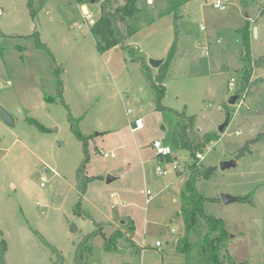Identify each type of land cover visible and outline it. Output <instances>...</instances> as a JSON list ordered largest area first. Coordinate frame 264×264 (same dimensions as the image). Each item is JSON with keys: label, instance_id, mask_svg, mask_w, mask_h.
I'll return each mask as SVG.
<instances>
[{"label": "rangeland", "instance_id": "1", "mask_svg": "<svg viewBox=\"0 0 264 264\" xmlns=\"http://www.w3.org/2000/svg\"><path fill=\"white\" fill-rule=\"evenodd\" d=\"M224 1L227 7L220 10L215 0H187L176 16L167 12L169 0H138L145 12L134 19L139 30L127 39L129 47L101 53L92 26L74 24L84 11L98 19L100 1L0 0V105L15 119L9 125L0 113V246L6 242V264H53L52 246L65 264H76L78 245L97 228L94 220H115L104 225L108 236L126 222L124 229L143 248L135 256L131 249L108 251L99 234L86 264L185 263L173 248L184 229L178 210L187 178L173 165L194 160L180 137L184 124L186 139L204 154L202 163L214 168L197 187L216 199L205 208L224 220L226 247L236 263L264 264V11L251 0ZM247 22L249 50L240 32ZM175 39L160 109L153 84L160 67L149 59L166 60ZM248 55L253 72L246 84ZM236 93L240 99L232 104ZM70 113L76 128L90 137L86 171L93 178L83 193L77 171L85 152ZM136 118L142 128L133 129ZM155 140L171 147L170 160L157 156ZM232 159L235 166L221 168ZM159 165L169 173L159 174ZM108 174L118 178L107 183ZM147 189L154 195L149 203L142 193ZM112 193L125 204H114ZM222 193L250 194L253 204H225ZM72 224L78 231H71Z\"/></svg>", "mask_w": 264, "mask_h": 264}, {"label": "trees", "instance_id": "2", "mask_svg": "<svg viewBox=\"0 0 264 264\" xmlns=\"http://www.w3.org/2000/svg\"><path fill=\"white\" fill-rule=\"evenodd\" d=\"M101 3V13L96 23L92 25L91 32L96 40L97 49L99 52L104 53L115 46H128L127 39L139 30V27L134 22L137 16H139L143 10L138 5V0H97ZM187 0H169V8L167 12H175L176 16L179 14L180 6ZM31 14L33 17L37 15V11L32 8L31 1L29 2ZM145 12V11H144ZM143 12V13H144ZM151 21V18L148 20ZM240 32L243 36V42L250 49V23L247 22ZM37 44L39 47H44L45 44L39 37L38 32H34ZM177 52V39H175L168 57L160 66L156 82H153L155 89L157 90V107L160 109L165 108L161 100L165 94L164 81L167 78L169 66L172 58ZM143 59V58H137ZM260 62V61H259ZM256 65L259 66L260 63ZM145 67L148 65L144 62ZM149 68V67H148ZM252 60L248 58L245 60V69L243 70V82L247 84L252 75ZM151 78V75H147ZM60 96H63V88L60 83L59 88ZM242 90V88L240 89ZM240 90L238 92H240ZM240 96L239 93H236ZM64 102V100H63ZM65 103V102H64ZM69 118L72 121V126L77 136L83 141L85 157L83 162L77 171V186L81 192L86 191L87 183L92 176H89L86 171V165L89 162V136L83 135L75 126V119L70 113ZM191 117V121L192 122ZM35 122V120H34ZM38 122V121H36ZM40 127L42 125L37 123ZM189 124L181 126L180 137L182 144L188 146L191 157L194 158L191 164L179 163L177 169L178 176L187 174L184 185L180 192L181 206L178 210V215L182 217L184 229L183 233L174 241L173 248L177 254H180L186 258V262L182 264H226L227 261L231 264H247L246 262L236 263L226 247V242L230 239V234L227 232L225 222L221 217H217L214 214L207 211L205 203L207 201H215L216 199L207 197L202 194L198 187V181L204 176H210L213 172V167H206L202 161H199L196 154L200 151H196L195 147L189 143L187 137V128ZM263 134H260L257 138H254L247 142L244 149H249L251 144L260 140ZM205 147V146H204ZM201 148V149H204ZM170 156L167 158L169 159ZM170 160V159H169ZM239 201H244L253 204V198L250 194L244 196H238ZM82 198L79 205H81ZM81 213V211H78ZM111 223V221H96V229L86 235L80 242L77 248L76 264H86V254L91 252L93 248L92 240L96 235H103L105 239L104 248L108 251L116 253H124L125 250L131 249L132 255H138L141 253L142 247H139L127 233L121 229H118L108 236L105 232L104 225ZM173 230V229H172ZM175 231V230H174ZM121 246V247H120ZM6 242H2L0 246V264H6ZM52 250L56 253V258L53 260V264H65V257L55 246H52Z\"/></svg>", "mask_w": 264, "mask_h": 264}, {"label": "built area", "instance_id": "3", "mask_svg": "<svg viewBox=\"0 0 264 264\" xmlns=\"http://www.w3.org/2000/svg\"><path fill=\"white\" fill-rule=\"evenodd\" d=\"M251 1H253L254 3H256L259 6V8H260L259 12L260 13H262L264 11V0H251ZM148 2L150 4H152L153 0H148ZM214 5L216 8H218L220 10H224L227 7V2L224 0H215ZM82 17H83L82 21H75V23H74L79 28H82L84 26V24H88V25L92 26L97 21V19L89 11H84ZM235 82H236V78L231 77V79L229 81V86L233 87L235 85ZM239 99H240V97H239ZM128 112L131 113L130 110H128ZM142 127H143L142 119L136 118L134 123H133V129H139ZM238 133H240V132H238ZM153 148L155 149L157 156H160L161 158H165V159H167L171 155V152H172L171 147L163 144L160 140H155L153 142ZM209 149H210V147H209ZM102 154L105 157H114L115 156L114 152L102 151ZM196 157L199 161H202L204 159V154L201 151H199L196 154ZM173 168L177 171V169L179 168V163L174 162ZM157 172L159 174H162V175H167L169 173L167 168L161 167L160 165L157 167ZM42 185H44V183ZM142 193L145 194L147 203H149L154 198V195L150 189L142 191ZM111 196L116 201L115 204H125V201H121V202L119 201L118 202V197L115 193H112ZM174 230L175 229H173V231ZM162 246H163V241L161 239H158L156 241V247L161 248Z\"/></svg>", "mask_w": 264, "mask_h": 264}, {"label": "water", "instance_id": "4", "mask_svg": "<svg viewBox=\"0 0 264 264\" xmlns=\"http://www.w3.org/2000/svg\"><path fill=\"white\" fill-rule=\"evenodd\" d=\"M92 2H95V0H91ZM248 16V14L246 15ZM255 31V35L257 36L258 33V29L257 27H255L254 29ZM165 61V58H153L151 57L149 59L150 65H152L155 68H159L163 62ZM239 99V95L238 94H234L230 97L229 102L232 104H235L237 102V100ZM0 113H1V117L3 118V120L9 124L14 126L15 125V119L14 116L12 115V113L10 111H8L4 106L0 105ZM229 123V120L227 119L225 123H223L220 127L219 130L220 131H224V128L226 127V125ZM236 165V160L232 159V160H228V161H223L221 162V168L222 169H227L230 167H233ZM118 177H115L114 175L108 174L106 177V182L107 183H111L112 181L116 180ZM221 200L225 203V204H230L233 203L235 201H239V197L230 193H222L221 194ZM122 223H124V221H122ZM71 231H78V227L75 224L71 225Z\"/></svg>", "mask_w": 264, "mask_h": 264}, {"label": "crops", "instance_id": "5", "mask_svg": "<svg viewBox=\"0 0 264 264\" xmlns=\"http://www.w3.org/2000/svg\"><path fill=\"white\" fill-rule=\"evenodd\" d=\"M122 1H124V0H122ZM118 197V196H117ZM121 202V200L118 198V202ZM116 203V201L114 200V204ZM116 205H119V204H116ZM108 221H111V222H114L115 220H108ZM124 223H126V222H124ZM123 223V224H124ZM121 230H123V231H125L126 233H127V235L128 236H130L131 238H132V240L139 246V247H142L143 248V246H141V245H139V243L132 237V235H130L129 233H128V231L127 230H125L124 229V227H123V225H122V223H121ZM158 240V239H157ZM156 240V241H157Z\"/></svg>", "mask_w": 264, "mask_h": 264}]
</instances>
